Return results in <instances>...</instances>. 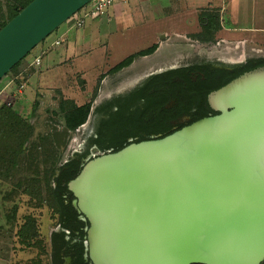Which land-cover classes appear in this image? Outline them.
Returning a JSON list of instances; mask_svg holds the SVG:
<instances>
[{"label": "water", "instance_id": "water-1", "mask_svg": "<svg viewBox=\"0 0 264 264\" xmlns=\"http://www.w3.org/2000/svg\"><path fill=\"white\" fill-rule=\"evenodd\" d=\"M92 0H32L0 30V80ZM218 114L91 155L68 187L91 264L264 263V68Z\"/></svg>", "mask_w": 264, "mask_h": 264}, {"label": "rangeland", "instance_id": "rangeland-1", "mask_svg": "<svg viewBox=\"0 0 264 264\" xmlns=\"http://www.w3.org/2000/svg\"><path fill=\"white\" fill-rule=\"evenodd\" d=\"M27 1L0 0V26ZM143 1L144 5L142 0L135 1L139 6L130 9L129 5L126 10L140 16L135 22L143 25L145 31H137L132 40L120 41L129 33L110 38L114 56H122L123 51L133 46L144 47L156 36L154 41L161 49L154 58L140 57L141 66L137 67L140 76L150 70L197 62L205 57L238 61L246 55L264 56V0ZM217 16L219 27L211 38L205 34L201 19ZM72 24L73 19L63 23L40 44L49 45ZM231 28L242 34L238 39L226 41L221 30ZM35 49L24 57L17 70L8 72L0 80V108L12 107L24 123V131L32 128L25 143L18 147L21 150L18 157L12 156L7 162L0 158V255L8 256L15 264H61L59 259L54 262L51 241L52 232L60 229L58 213L50 200L49 187L54 185L48 176L51 164L58 154H61V164L87 148L98 119L94 108L110 96L117 97L127 91L134 70L102 74L90 93L83 92L87 89L81 75L70 76L72 89L85 95L84 101L93 102L87 121L71 131L66 128L65 113L60 110L64 94L57 88L39 86L34 77L36 68L27 66L34 60ZM16 131L15 127L9 133ZM100 153L90 148L89 155Z\"/></svg>", "mask_w": 264, "mask_h": 264}, {"label": "trees", "instance_id": "trees-1", "mask_svg": "<svg viewBox=\"0 0 264 264\" xmlns=\"http://www.w3.org/2000/svg\"><path fill=\"white\" fill-rule=\"evenodd\" d=\"M31 1L32 0H28L23 3L21 7L16 8L9 20L0 26V30ZM201 20L203 28H205V34L212 38V35L219 27V17L217 16L216 19L211 20H206V17H202ZM157 48L158 45L155 44L150 48L130 55L112 68L110 72L115 73L122 68L129 66L135 58L152 54ZM255 61L258 62L257 65L255 67L252 65V68L250 67L249 69L252 70L256 69V67L264 66V59H257ZM21 63L22 60L19 61L10 71L17 70ZM173 73L174 72H168L167 74L171 75ZM241 74L242 73L237 72L232 76H226L224 82L221 83L227 84L231 81L230 79L233 80ZM92 104L93 102L90 101L86 104L78 105L74 100L64 99V101L61 102L60 110L65 113L67 122L66 128L72 131L84 124L91 113ZM115 104H117L116 100L110 103V106ZM119 106L120 109L114 114V117H112L111 120H102L98 129L97 137L89 140L87 148L83 152L76 153L74 157H70L66 162L61 164H59L62 159L61 154H58L57 158L51 164L48 176L49 180H51L54 185L49 187L50 200L53 208L58 213V224L60 227L59 230H54L51 234L54 262H57V259H59L60 263H62L65 261L66 257L70 256L72 264H91L90 260L85 256L86 227L89 223L81 219V214L73 205L75 197L68 187L69 182L81 171L82 165L84 164L83 160L88 158L90 148L95 146L100 152H107L110 150L117 151L122 149L125 145H128V139L131 137L135 138L136 135H140L136 141L149 139V137L144 136L142 132H139L138 122L133 123V121H131L133 120L131 113L129 115L124 113L122 111L123 107L120 103ZM99 110H101V108ZM1 123L2 128L0 129V134L2 135L0 137V158H5L4 161L7 162L12 156H19L21 150L20 148L18 150V147H21L23 143H25L26 136L31 133L32 128L29 129V132L24 131V123L21 118L14 112L12 107H6V105H3L0 108V126ZM15 127L17 129L16 133H9L10 130ZM8 128L9 132L7 131ZM158 131L162 130L154 129L149 132ZM170 133L172 132H167L162 136ZM22 234L23 233L20 232L21 236ZM67 237L69 238L67 239ZM69 260L70 259L68 258L67 262Z\"/></svg>", "mask_w": 264, "mask_h": 264}, {"label": "flooded vegetation", "instance_id": "flooded-vegetation-1", "mask_svg": "<svg viewBox=\"0 0 264 264\" xmlns=\"http://www.w3.org/2000/svg\"><path fill=\"white\" fill-rule=\"evenodd\" d=\"M257 59H264V56L246 55L238 61L205 57L197 62L150 70L135 79L120 96H110L94 108L93 112L98 119L87 143L91 138L97 137L103 119L111 120L114 117L120 109L119 103L124 113H131V121L138 122L139 132L149 139L174 132L203 117L218 114L219 111L210 102V95L224 86L225 83L221 82H224L226 76L264 68L261 66L249 69L252 65H257ZM168 72L174 73L170 75ZM114 100L117 104L110 106ZM154 129L162 131L149 132ZM139 136L129 138L128 142H137ZM93 148L96 149L95 146ZM68 258L70 260L67 262ZM71 260L68 256L61 264H72Z\"/></svg>", "mask_w": 264, "mask_h": 264}, {"label": "crops", "instance_id": "crops-1", "mask_svg": "<svg viewBox=\"0 0 264 264\" xmlns=\"http://www.w3.org/2000/svg\"><path fill=\"white\" fill-rule=\"evenodd\" d=\"M135 1L139 2V0H123L115 7L108 9L105 15L87 21L84 27L77 28L72 24L61 33L59 38H56L49 45H46V43L40 44L33 53L34 59L38 56L42 57L41 65L33 66L36 68L34 77L36 78V82H38L39 86L57 88L64 94L65 99L76 100L78 105L86 104L89 101H84L85 95L83 96L76 93V91L69 85L70 76L75 77V74L81 75V78L86 83L87 89L83 92L90 93L95 87V81L102 74L104 75L110 73L112 68L130 55L157 44L156 41H154L156 37L154 35V37L151 38V40H149L144 47L141 45L133 46V49L123 51L122 56H118L119 54L114 56L112 46L110 44V38L112 35L120 33V35L125 36L129 33L125 36V38L120 39V41H127L132 40L133 36L137 34V31H145L143 25L136 24L135 22L138 21L140 16L137 14L133 15L132 12H129L131 10H126L129 5H131L130 9L137 8L139 5H137L138 2L135 3ZM142 2L144 5L145 2L143 0ZM145 6L147 7V5ZM151 23L152 19L151 22L149 21V26H151ZM221 32L225 33L223 37L226 41H229L233 37L238 39L242 34L241 31L234 28L223 29ZM56 41H59L60 43L55 44ZM231 43L232 42H230V44ZM160 49V46H158L152 54L139 56L135 58L129 66L111 74H121L126 69H133L134 73L131 76L133 80L128 83L134 82L135 79L140 76L139 72H137V67L139 68L141 66L140 57L143 59L145 57L154 58L153 56L159 52ZM132 50L134 52L130 53L129 51ZM43 51L45 52L42 55ZM139 71L141 70L139 69ZM0 264L15 263L8 260V256L1 257L0 255Z\"/></svg>", "mask_w": 264, "mask_h": 264}, {"label": "built area", "instance_id": "built-area-1", "mask_svg": "<svg viewBox=\"0 0 264 264\" xmlns=\"http://www.w3.org/2000/svg\"><path fill=\"white\" fill-rule=\"evenodd\" d=\"M123 0H92L78 12H76L69 20L73 19V25L77 28H82L85 26L87 21L95 18H99L106 14L108 9L115 7ZM59 41H56L55 44H59ZM45 51L42 52V55ZM42 57H36L33 62L27 66L32 65H41ZM11 104V103H9Z\"/></svg>", "mask_w": 264, "mask_h": 264}]
</instances>
